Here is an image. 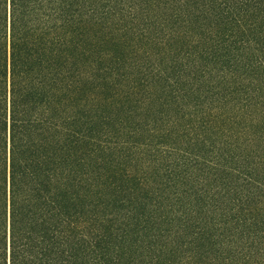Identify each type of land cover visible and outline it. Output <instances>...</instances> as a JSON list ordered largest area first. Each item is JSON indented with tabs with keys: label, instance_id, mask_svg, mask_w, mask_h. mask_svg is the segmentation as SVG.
<instances>
[{
	"label": "trees",
	"instance_id": "obj_1",
	"mask_svg": "<svg viewBox=\"0 0 264 264\" xmlns=\"http://www.w3.org/2000/svg\"><path fill=\"white\" fill-rule=\"evenodd\" d=\"M0 264H264V0H0Z\"/></svg>",
	"mask_w": 264,
	"mask_h": 264
}]
</instances>
